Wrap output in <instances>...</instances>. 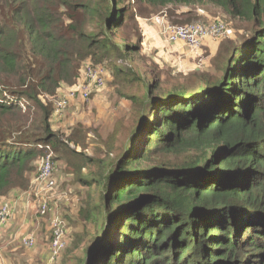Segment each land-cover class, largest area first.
<instances>
[{"label": "trees", "instance_id": "trees-1", "mask_svg": "<svg viewBox=\"0 0 264 264\" xmlns=\"http://www.w3.org/2000/svg\"><path fill=\"white\" fill-rule=\"evenodd\" d=\"M204 1L249 32L217 43L213 69L113 64L116 83L137 86L124 94L136 118L85 181L98 199L80 211L93 224L84 264H264V0H0V198L29 187L48 144L82 176L89 156L61 139L47 97L87 61L142 50L150 13ZM120 30L137 44H120Z\"/></svg>", "mask_w": 264, "mask_h": 264}, {"label": "rangeland", "instance_id": "rangeland-1", "mask_svg": "<svg viewBox=\"0 0 264 264\" xmlns=\"http://www.w3.org/2000/svg\"><path fill=\"white\" fill-rule=\"evenodd\" d=\"M150 15L153 17L152 21L156 20L158 28L164 23H170L168 18L176 24L201 23L206 25L218 20L223 21L226 30L220 33L219 37L212 38L216 42L231 37L232 29L235 37L238 35L240 39L242 35L249 33L244 30V27H247L245 21L230 16L224 8L206 1L171 4L150 13ZM88 29H93V26L89 25ZM122 34L123 32L118 34V39L116 37L120 44L124 45V40L129 45L137 44L135 36L125 39ZM148 41L151 42V39ZM171 44L173 43L161 39L157 46L150 49L145 48L142 44V50L140 49L129 57L117 58L113 56L102 61L110 72L105 86L93 92L87 100L83 98L72 100L62 120L56 122V127H54L56 130H61L62 140L70 141L71 148L85 152L89 156L87 166L82 169V176L75 171L80 162L77 157H73L71 154L65 155L63 150L56 151L53 148L56 164V172L52 173V178L55 179L53 189L47 190V180H42L41 184L38 182L33 189L29 188L30 181L27 189L18 190L15 193L11 191L9 194L13 195L11 196L13 198L15 195H20L19 199L21 200L16 201L12 208L9 222H13V226L0 232V257L6 255L10 264H47L50 257L49 224L56 217H64L67 225L68 245L63 250L57 264H84V250L91 241L90 233L93 232V224L83 221L80 218V211L86 209L89 196L91 202L92 200L97 202L98 199L96 185L93 182L89 185L85 181L92 180V174L99 171L100 160H109L110 156L118 154L126 142L129 130L136 118L134 104L124 94L136 92L137 86L122 82L116 83L112 75L113 64L120 66L131 64L138 72L146 76H149L148 70L152 66V60L162 63L163 65H159V69L166 72L171 71L167 66L178 67L176 71L180 72L201 71L211 67L209 63L212 57L208 54L210 46L204 48L202 43V49L207 52L203 51L200 54V47L189 55H182L181 58L178 51L177 53L171 51L172 49L179 50L181 47L172 48ZM176 71L172 74L176 75L178 73ZM216 72L218 73V71ZM79 76V80L76 82L78 84L83 81L81 71ZM57 96L47 97L53 108ZM69 137H72V140ZM42 160L43 158H40L35 163L36 171L34 173L38 172ZM44 199L48 201L49 209L46 214L40 217L37 212ZM31 234H34L36 243L27 248L24 245V238ZM76 240L82 241L81 246L74 247L73 243Z\"/></svg>", "mask_w": 264, "mask_h": 264}, {"label": "built area", "instance_id": "built-area-1", "mask_svg": "<svg viewBox=\"0 0 264 264\" xmlns=\"http://www.w3.org/2000/svg\"><path fill=\"white\" fill-rule=\"evenodd\" d=\"M226 30L223 21H215L209 24L201 23H185L173 24L164 23L159 28L161 39L176 43L181 42L192 51H197L207 37L216 38L220 33ZM81 77L83 78L80 84L75 83L70 87L61 88L54 102V115L63 117L69 106V103L76 98L89 99L93 92L103 88L108 77L107 68L104 64H94L87 61L80 68ZM79 71V72H80ZM80 77V76H79ZM79 80V79H78ZM67 89V90H66ZM65 90V91H63ZM47 149V154L43 158L39 170L31 179L29 188H35L36 184L42 183V180H47V190L53 189L55 179L52 178V173L55 172L56 164L54 159V151L49 145L41 146ZM13 195L4 196L0 201V228L9 226L12 216V208L16 201H20V195L13 198ZM49 209L48 201L44 199L38 208V214L42 217ZM50 232V257L47 264H57L63 250L67 247V225L64 217H56L49 224ZM36 239L34 234L24 238L25 247L34 246Z\"/></svg>", "mask_w": 264, "mask_h": 264}, {"label": "crops", "instance_id": "crops-1", "mask_svg": "<svg viewBox=\"0 0 264 264\" xmlns=\"http://www.w3.org/2000/svg\"><path fill=\"white\" fill-rule=\"evenodd\" d=\"M152 18L153 17H150L148 19H142L141 20V28H142V44L145 48L147 49H150L152 47H155L158 45V43L161 42V36L159 34V28H158V25L156 24V20H153L152 21ZM148 39H151V42L148 41ZM214 42V43H212ZM219 42V40H218ZM216 41H214L212 38L210 37H207L203 44H204V48L205 47H208L210 46V50L208 51V54L210 55V57H212L215 53V49H216V46H217V43ZM169 44V43H168ZM184 46V47H183ZM171 47L173 48H180L179 50H171L172 53H177L178 51V54L181 56V58L183 57L182 55H189L191 54L192 50H190L187 46H185L183 43L181 42H176L174 44H171ZM204 52H207L206 50H203L202 47L199 49V53L202 54ZM147 52V51H146ZM151 52V51H150ZM210 61V59H209ZM16 190H13L12 193H15ZM13 222L9 225V226H4V227H1L0 228V232H3L2 230H8L10 229L12 226H13ZM9 259L6 258V255H1L0 257V263L1 264H10L8 263ZM13 263V262H12Z\"/></svg>", "mask_w": 264, "mask_h": 264}, {"label": "clouds", "instance_id": "clouds-1", "mask_svg": "<svg viewBox=\"0 0 264 264\" xmlns=\"http://www.w3.org/2000/svg\"><path fill=\"white\" fill-rule=\"evenodd\" d=\"M6 195H7V194H6ZM6 195H4V196H6ZM4 196H2V197L0 198V201L2 200V198H3Z\"/></svg>", "mask_w": 264, "mask_h": 264}]
</instances>
